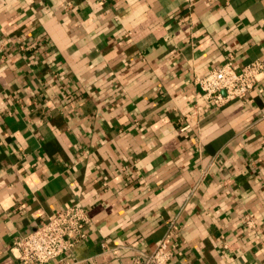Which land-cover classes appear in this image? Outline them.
<instances>
[{
    "label": "crops",
    "instance_id": "obj_1",
    "mask_svg": "<svg viewBox=\"0 0 264 264\" xmlns=\"http://www.w3.org/2000/svg\"><path fill=\"white\" fill-rule=\"evenodd\" d=\"M257 60L264 0H0V264L73 201L70 264H147L173 224L171 264H264V80L194 84Z\"/></svg>",
    "mask_w": 264,
    "mask_h": 264
},
{
    "label": "built area",
    "instance_id": "obj_2",
    "mask_svg": "<svg viewBox=\"0 0 264 264\" xmlns=\"http://www.w3.org/2000/svg\"><path fill=\"white\" fill-rule=\"evenodd\" d=\"M264 80V60L254 61L241 69L226 63L204 76H194V84L201 96L215 108L233 100H243ZM187 127H182L181 131ZM251 224V216L245 219ZM90 218L79 201L55 211L40 222L26 236L16 239L11 248L23 264H70L65 256L88 237ZM177 226L173 224L167 235L156 244L150 255H144L147 264H171L174 257L173 238Z\"/></svg>",
    "mask_w": 264,
    "mask_h": 264
}]
</instances>
